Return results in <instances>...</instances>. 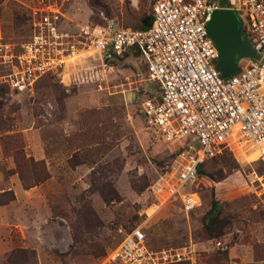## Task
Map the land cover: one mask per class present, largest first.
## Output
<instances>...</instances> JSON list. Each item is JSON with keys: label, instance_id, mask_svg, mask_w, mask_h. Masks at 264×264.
<instances>
[{"label": "rangeland", "instance_id": "obj_1", "mask_svg": "<svg viewBox=\"0 0 264 264\" xmlns=\"http://www.w3.org/2000/svg\"><path fill=\"white\" fill-rule=\"evenodd\" d=\"M32 2L0 0L2 40L29 34ZM65 8L73 22L103 10L138 28L150 0H71ZM109 64L101 71L98 61L80 62L22 92L0 84V264H122L117 246L136 225L151 248L189 245L193 264H264L254 150L223 149L205 160L192 210L172 196L147 216L173 177V147L142 117L140 101L155 87L137 53ZM214 215L219 229L208 223Z\"/></svg>", "mask_w": 264, "mask_h": 264}, {"label": "built area", "instance_id": "obj_2", "mask_svg": "<svg viewBox=\"0 0 264 264\" xmlns=\"http://www.w3.org/2000/svg\"><path fill=\"white\" fill-rule=\"evenodd\" d=\"M70 1L33 0L26 13L29 34L19 42L0 37V84L31 90L41 78L80 62L98 61L104 71L122 53H137L155 87L140 101L142 117L174 153L166 194L147 216L172 196L184 213L198 206L191 189L197 168L223 149L256 152L261 169L251 182L264 213V0H227L223 6L218 0H150L149 24L139 29L118 25L103 10L73 22L65 15ZM221 7L235 11L259 54L241 58L226 77L205 30L211 12ZM193 253L187 244L151 248L136 225L122 234L115 256L122 264H193Z\"/></svg>", "mask_w": 264, "mask_h": 264}, {"label": "water", "instance_id": "obj_3", "mask_svg": "<svg viewBox=\"0 0 264 264\" xmlns=\"http://www.w3.org/2000/svg\"><path fill=\"white\" fill-rule=\"evenodd\" d=\"M205 30L217 50V66L222 77L233 74L241 58H259L233 9H214L205 23ZM261 61L264 63V58Z\"/></svg>", "mask_w": 264, "mask_h": 264}, {"label": "trees", "instance_id": "obj_4", "mask_svg": "<svg viewBox=\"0 0 264 264\" xmlns=\"http://www.w3.org/2000/svg\"><path fill=\"white\" fill-rule=\"evenodd\" d=\"M220 2H221V4H222V6L225 5V3H226V1H223V0H220ZM149 21H150V15L147 17V21H146V23H142V24H140V26L138 27V29H139V28H145V27L149 24ZM216 65H217V62H216ZM202 164H203V163L199 164V166H198V168H197V176H196V180L198 179V177H200V176L203 175V174H202V171H201ZM222 177H223V176H222V173H220V174H219V178H218L217 180L221 179ZM196 180H195V181H196ZM192 185H193V184H192ZM191 189L193 190V186H191ZM212 200H213V201H212L213 204H215V199H212ZM208 223H214V229H219L220 226H221L220 221H219V219H218V217H217L216 215L212 216V217L210 218V220L208 221ZM208 223H203V224H202L203 230H205V231L208 230V228H209Z\"/></svg>", "mask_w": 264, "mask_h": 264}]
</instances>
